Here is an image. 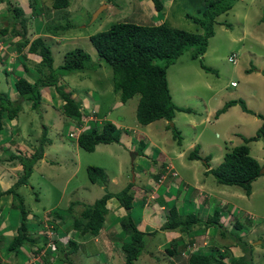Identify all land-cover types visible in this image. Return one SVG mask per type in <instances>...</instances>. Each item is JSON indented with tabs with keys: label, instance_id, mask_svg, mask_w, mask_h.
Returning a JSON list of instances; mask_svg holds the SVG:
<instances>
[{
	"label": "trees",
	"instance_id": "1",
	"mask_svg": "<svg viewBox=\"0 0 264 264\" xmlns=\"http://www.w3.org/2000/svg\"><path fill=\"white\" fill-rule=\"evenodd\" d=\"M150 1L157 14L162 12L164 5L161 0ZM235 1L202 0V7L198 15L184 12V17L197 25V28L201 29L200 33L167 26L163 21L155 24L119 21L111 22L105 30L97 31L88 36L89 42L99 60L104 62L111 70L110 84L112 94L117 96L121 103L126 102L128 98L135 94L138 95L134 109V118L138 124L146 125L152 121L164 119L167 121L166 128L170 132L171 139L176 144H180L182 137L179 130L174 125H168V122L172 120L175 111H189V109L177 107L171 101L165 70L180 54L189 51V57L199 60V66L204 72H215L214 69L203 64L199 57L205 51L207 38L213 35L214 24L217 22L215 20L216 17L229 10ZM2 2L6 5L11 4L10 0H0V3ZM68 4V0H51L50 7L59 13L58 10H66ZM10 6H12L11 10L14 17L22 16L23 10L21 7L13 4ZM28 6L32 16H37L41 11L46 12V9L41 8V6H37V12H35V6ZM61 18L63 19L64 16L61 15ZM24 21L25 19L22 18V33L12 30V33L10 32L11 34H9V36L12 34L17 36V39L12 43L13 47L15 50H20L24 47L26 52L36 54L39 60L37 67L33 69L34 73L24 65V75H18L14 79L12 88L17 96L15 100L9 99L5 92L0 91V129L3 119L11 120L16 117L17 112L21 109V101L29 100V108L36 109L41 101V88L51 86L61 101L58 105L59 111L67 119L72 120L73 127L82 126L86 122V128L81 130L75 138L76 144L80 149L93 151L97 144L105 145L119 142L121 131L117 129L114 123L109 120H98L99 114L94 108L90 110L83 108L82 110L80 103L71 96V92L61 89V85L58 84L59 78L65 72L81 71L88 68V53L81 48L69 50L65 53L63 64L53 67V59L49 46L40 36H35L31 40H28L24 35L26 33ZM226 26L229 27V24L227 23ZM72 27L73 25L66 18L64 23H52L51 26L47 25L44 30L46 33L56 36ZM6 32V27L0 29L1 35H6ZM9 72L10 70L5 71L6 74ZM240 106L245 110L242 103H240ZM223 109L224 107L217 111L215 115L219 114ZM89 116L91 119H87ZM257 116L262 122L256 132L252 136L242 137L243 144L236 145L230 150L225 151L222 161L215 167L207 170V173L213 176L216 183L239 186L244 190L246 195L250 193V182L259 176L258 170L261 166L249 154L246 142L261 140L264 152V113ZM46 133V126L42 125L41 134L37 139L38 143L34 151L30 154L25 153L16 156L17 161L22 166V173L17 177L12 186L4 191V193L10 195L12 206L19 211L17 232L8 245L9 249L18 246L22 241L32 242L31 238L26 234V211L16 189L20 185L27 184V177L31 173L32 165L37 159L42 157L43 147L40 143H50V140L46 137ZM68 137L71 138L69 133ZM135 138L134 136L135 148L132 149V152L136 153V155L129 165L128 174L132 173L135 180H137V173L141 174L143 178L138 179L140 183H127L112 193L106 186L107 177L104 168L94 164L85 165L84 170L87 180L90 183L102 186L103 193L90 204L77 201L72 202L73 204L80 205L81 208L79 213L72 217L71 227L80 234L89 233L96 235L103 224L104 215L107 211V200L114 198L122 212L119 219V235L124 236L120 244V251L124 259L123 264H135L134 261L141 251H143L145 236L148 234L137 228L135 220H133L134 215L133 218L130 215L132 210L136 209V206L133 204L135 192L131 189V186L139 185L138 189L144 191L143 193L141 192L142 195L140 194V205L144 204V202L145 204L155 202L158 205H164L163 208L167 207L162 215L164 221L160 226L161 230H178L189 239L187 234L194 225L205 228L217 226L219 228L217 231L223 235V230L220 228V223H218V217L223 212L222 206L224 204L222 206L212 205L207 217L200 219L192 203L188 202L187 199L184 205H182L183 203H177L179 200L176 199L179 196V192L183 190V184L179 183L176 189L171 188L173 185L171 169H168L165 164L157 171L154 168L142 169L138 166L134 167V164H132L135 157L138 155L142 156L143 149L146 146V143L142 139ZM197 150L198 146L194 145L188 152L187 157L189 159H198ZM154 151H152V154L156 158ZM203 158L206 161L209 159L208 156H204ZM167 181L169 182L168 184ZM184 191L191 193L193 188L190 185H184ZM33 195L34 199H36V194L33 193ZM233 227L234 229L241 227L238 219L234 220ZM183 236L171 240L165 248L168 255H174L177 246L183 244L184 249L182 248L183 250L178 254H184L180 255V259L184 260L185 264H245V258L250 259L251 257V249L245 246L248 243L244 244V250L242 249L241 255L234 257L230 256V249L227 245L221 247L222 250L215 248L202 252L200 248H197V251H191V239L184 241ZM44 243H46V240H44ZM53 244L54 248L50 252L51 255L56 251L54 241ZM72 244L75 243L68 240V245ZM214 244L216 243H211V246H215ZM43 245H37L36 250L43 249ZM197 246L199 247V245ZM33 252L35 253V251ZM37 254H39L40 259L35 264H48L49 258H43L44 254L40 251ZM185 255L186 258H184ZM228 257L230 260L226 262L225 259ZM66 262L67 264H71L69 260ZM167 264L173 263L168 261Z\"/></svg>",
	"mask_w": 264,
	"mask_h": 264
},
{
	"label": "crops",
	"instance_id": "2",
	"mask_svg": "<svg viewBox=\"0 0 264 264\" xmlns=\"http://www.w3.org/2000/svg\"><path fill=\"white\" fill-rule=\"evenodd\" d=\"M38 15L46 17L43 11H41ZM216 21L217 23L215 24L218 25L221 24L219 20ZM40 29L41 28L39 26H36L34 28L33 31L34 34L32 35V38H34L35 36H40L43 38L44 42H46L45 40L47 38L46 36L52 38L59 36V35L56 36L50 35L46 33L45 30L40 31ZM195 32L200 33L201 29L195 28ZM244 34L245 31H243L242 36H244ZM3 37H5V39L9 41V39L7 38L9 37V35L6 34L4 36L0 34V38L4 39ZM25 37L28 38L27 35H25ZM32 38H29L28 40H31ZM14 41H12V43ZM261 42H262V46H264V39L261 40ZM12 43H10L9 41V44ZM54 44L60 45L56 43ZM205 49L206 50L201 55L202 60L206 56L209 57L211 54L209 48H205ZM238 50H239L237 51L239 52L237 55L238 57L236 56V60L233 63V65H235L237 63V60L239 61V59L243 56L244 54L243 45L242 48ZM7 52H8L7 49L4 48V45H2V47L0 48V72L5 74L3 79L5 80V82L10 81V79L6 77L7 76L5 73L6 70L7 71L10 70L9 73H12L13 70L15 69L21 70L23 72L24 65L31 70L37 67L39 57L36 54L26 52L24 47L21 48L20 50H15L14 48L8 53ZM251 54L252 56H254L252 51ZM178 57L176 59H178ZM196 60L197 59H193L191 63L188 62L185 63L186 69L189 72V74H185L188 77L187 82H183L180 79L179 73L176 71L178 65L181 64V61L179 60L174 61L172 64L168 65L167 66L168 69L166 68L165 70L167 87L171 97V101L177 107L189 109V111H182V110L175 111L172 117V119H174L173 121H175L174 117L176 113L183 112L184 114H187L184 115L183 117L184 119H181L180 122H178L181 124L176 126V129L179 130L180 135L182 137L180 144H176L174 140L171 139L170 133L168 136L173 141V143H175V146L171 145L170 143L169 145L168 144L164 145L163 142L160 141V138L165 136V134H167L166 132L169 131L166 128L167 121L164 119H158L157 121L156 120L152 121L146 125H140L135 121L136 125L138 124L139 126H145L146 129L142 130L143 132H136L137 129L134 130L133 127L125 126V129L122 131V133H120L119 142L105 144V145H110L114 153L118 152V149L120 150V153L116 154L120 159L119 167L117 168L116 174H113L111 176H106L107 187L117 186L118 188H122L125 184L130 183V177H131V181H133L134 183L136 182L140 183L139 182L140 180L138 179L143 178V176H141V174L139 173H137L136 175L137 180L134 179V175L132 173L131 175H129L127 172V165L123 160L125 150L129 151V156H130L132 154L131 149L135 148V142L133 141L134 136L138 139H142L146 143V146L143 149V153L145 157H148L147 154L155 150L154 152L156 153V158L153 159L154 161L152 163V166L147 167L146 169L154 168V170L156 169L157 171L159 168L163 167L164 164L168 167L166 161L171 159V157H174L175 154L176 156L179 155L180 153L178 151H180L182 147L190 150L194 145L198 146V150H197L198 155H200L201 157L204 156L210 157L209 162L211 167L217 165L220 162L221 157L225 151L229 150L231 147L235 145L238 144L240 145L242 141V137L252 136L256 132V130L260 127L262 120L257 116V114L264 113V76L262 75L264 69L262 67V64H258L256 58H254L253 64L251 63V60H248L247 62L248 66H246L245 68L239 67L238 69L237 67L235 69L236 70L235 74L241 79V83L238 84L237 82L235 83L234 86H230V82L233 80H230L229 83L222 80H220L219 82L217 78L218 73L214 72L213 75V73L211 72H204L200 68L199 62H197L198 60L197 61ZM207 61L208 64L205 63V65L209 66L215 71L214 65H217L216 59L211 58L212 65H209L210 63L209 60ZM99 65L100 64H97V66ZM191 66L198 68L201 71V73L198 74L196 70L190 68ZM172 67H174V70L172 72L175 73V78L172 80V82H169V74H170L169 69ZM193 74H195L196 76H194ZM16 77L17 76H15V78ZM14 79L12 80V82L10 81L11 84L9 90L8 92H6L8 97L12 99L17 98L12 88V83ZM82 80L85 81L84 78H82ZM183 83H187V84H183ZM200 88H203L207 91H211L212 94L218 92L216 93L218 98L222 97L223 100L221 101L217 100L214 108L208 106L205 99L199 93H197V91L200 90ZM51 89H53V87L51 86L49 87L46 86L41 88L40 104L43 103L44 106L42 107H49L50 109L56 110L57 113H61L58 109V105L61 103L60 98L57 95V97L54 98L55 99L54 102L52 95H50L52 93ZM68 90L71 92V96L74 97V100L80 103V106L82 108L92 107V109L94 108L98 112V114H100V111H103V114L106 111L108 115L113 112H116L117 114L115 115L118 119H124L125 118L124 115H126L127 117H129L130 115V114L127 115L126 113L122 112V110H124L123 106L125 105V102L121 103L118 100V97L112 94L111 84L108 86L107 89H104L102 91H95L96 94L98 95V101L96 102L95 100V101H91L90 103L86 102L85 100L86 97L85 98L83 97L81 99V96L77 92L75 93L72 92L70 88H68ZM0 91L3 90L0 89ZM106 92L112 94L115 97V99L111 100L110 103L107 102L108 104H110V106H112L111 110L101 109V105L105 103L104 97ZM89 95L92 97L93 94H89ZM250 100L254 101V106H250L248 104ZM226 101H228L227 103H229L228 106H226L223 110H221V112H219L217 116L216 115L214 116L213 111L215 112V110L220 108L222 104ZM241 102L243 103L245 110L240 108ZM187 103H192L194 109H192L191 107H185ZM198 104L203 108L202 109L199 108ZM134 109L135 106H133V108L131 109V113H133V115H134ZM128 110L130 113L129 108ZM24 112L26 113L30 112L27 114H31V109H29L27 105H22L20 112L14 119L11 120L3 119L0 129V131H2L3 128V131L0 132V135H3V137H0V264H35L37 260L40 259L39 254H37V252L40 251L42 253L46 248L45 246L46 243H44V240L47 241V239L44 236L42 237L40 235V227L46 225V222H50V223L53 222L52 227L57 229V230L53 229L54 232L53 241L55 243V248H56L54 255L55 257L53 258V254L51 255L49 251L45 253L43 257V258L47 257L46 259L49 258L48 264H67L66 262L67 257L70 254L71 255L76 254L78 251L80 252L81 250H83L85 254L91 255V251L89 253L88 247L92 246V244L95 241L97 242L98 234H100L101 231L105 233L109 230V228H114L116 231H118L117 233L112 235V238L116 240L114 242H111L110 246L112 247L113 250L116 248L120 250V244L123 241L121 237L124 236L119 235L120 232L119 219L120 216L122 215V212L118 203H115L114 205H112V207L106 204L107 211L104 215L103 224L96 235H91L89 233L80 234L78 233V231L74 230L71 227V221H69V224H67L68 222H66L65 220L66 217L68 216V218L71 220L73 215H75L74 213H76L77 215L78 211H80L81 208L80 205L73 204L72 202L77 201L81 203L90 204L103 193V187L98 186L96 184H92L94 185V187L88 188V190H91L89 192L91 198L88 200L83 196V191H84L83 187L85 186L83 185L82 182L81 183L76 182L74 184H70V180L73 178L75 179L78 178V173L81 171V169L85 168V166H82V164L79 161H75L73 158H71L70 160L71 166L69 167L68 164L65 166V168L70 169V172L67 174L66 171L64 170L65 168H63L61 164L57 165L58 161L56 158L53 157V155L50 157L48 156V150H50L48 145L50 146L54 145L59 149H63V140L59 134L55 137L54 142H51L52 140L48 138L50 140V143L45 144V147H43L42 158H40L38 161L36 160L35 163L32 165L31 173L27 177L28 184L20 185L16 189V191L18 192L19 196L22 199L23 207L26 210L27 223L29 221H32V223H30V226L33 224V222L36 224L35 229L29 228L28 224L26 225V234L29 236V238H31L32 242L22 241L21 244H19L18 246H14L13 248L10 249L8 248L10 241L13 239V237L16 235L17 232L16 228L18 225L19 213H17L18 210L12 206L10 195L4 193V191L10 188L12 184L16 181L17 177L22 173L21 165L17 161L16 156L23 155L25 153L30 154L31 152L34 151L37 145V139L39 137V133L42 125V123H40V130L37 129L38 123L35 122L34 124L32 122V120L35 119L34 115H32V117L27 115L23 119H21L19 117V114H22ZM209 116H212L214 118L213 122L210 121ZM30 118H31V122H30ZM155 122H160L161 124L160 128H157V126L155 127L150 125L151 123H155ZM205 122H208L209 124L207 127H202L201 129L196 130L199 125H203L205 124ZM27 124L33 127L31 129L32 132H29L27 129L26 131L24 130V127ZM70 127L73 128V124L70 125ZM183 127L192 128V135L187 144L184 143V138L182 136L181 129ZM205 129H209L212 132V136L214 139L213 142L209 143L208 141L206 140L203 141L201 139V133ZM139 133H141V135ZM149 133L151 135L150 136L151 138L148 137ZM125 139L131 140L132 144H129V142L126 141ZM151 140H153L156 144H153ZM200 140L204 144H206L205 145L206 148L207 147L215 148L214 154L213 153L211 154L209 151L206 150L203 151L201 145L199 144ZM71 141H73V143L68 144L67 146L72 150V153L75 157H80V153L78 151L79 147L77 146L75 139ZM246 145L248 151L249 149H255L257 155H251V156L255 158L257 162L261 165V163L264 162L262 141L259 139L251 140L246 142ZM189 150H187V152ZM6 153L7 155H5ZM108 153L113 154L111 152H107L106 154ZM132 155H133L132 156L133 159L136 153ZM60 160L62 159L60 158ZM187 161H190L192 163V165L189 166L188 168L181 169L182 167H180L179 163H177L176 166L172 167L174 171H178L179 169H181L180 172H178V175L180 177L172 176V181H173V185L171 186L172 189H176L179 183L183 184L182 187L183 190L179 192L178 194L179 196L176 199L179 200L177 201V203H183L182 205H184L187 199L188 202L192 203L194 210H196L197 215L200 219H205L207 217L208 211L210 210V207L212 205L222 206L224 204V206H222V210L229 212L230 210L228 209L230 202L223 201L222 203L218 204L219 198H215L212 193L207 194L205 191H199L197 189L198 187L197 185H203L205 182L207 185H209V183L212 182V184H214L216 189L228 190L227 189L228 187H218L217 185L219 184H216L215 181L213 182L210 179H208L207 176H210L211 174H206L203 171L204 169L201 166L202 164L200 163L198 165L197 163H195L197 162V160H187ZM46 162H48V164H46ZM130 163L131 160L128 165H130ZM123 165H126L125 167L126 170H124V168L122 167ZM168 169L170 168L168 167ZM194 169H196V171L200 170L199 174L201 178L198 180V176L194 175L191 176L190 179H186L187 174L192 175L193 172H196L194 171ZM105 173L108 174L107 171H105ZM38 174H40L39 178H37ZM42 175L43 178L40 179ZM255 181H252L251 185H253ZM168 183L169 182L167 181V184ZM187 184H189L193 188V191H191V193H188V191H184V185ZM138 186L139 185L131 186V189L135 192L134 198L136 199V201L135 199H133L134 200L133 204L136 206V209L132 210L130 215L132 216L131 218H133L134 215V220L136 224L138 223L139 220H142L144 222V226L142 227H138V225L136 226L138 229L142 230V232L148 233L146 234V236L153 235L152 236L153 238L148 242V245L145 241L144 246L146 245L147 246L142 251V253L145 254L148 258L155 259L153 257H155L156 250H158V247L161 246L163 253V260H167V263L169 261L172 262L173 264H185V261L180 259V254H178L181 250L184 249L183 244H179L177 246L176 253L174 255H168L167 250L165 248L171 240H175L179 236H183L182 235L183 233H181L178 230L169 231V230L160 229V226L162 225L163 222L159 223L160 221H157V217H156L157 214L155 215L157 211H155L154 213V209L163 210L161 213L163 215L167 207L163 208L164 205H158L155 202L150 204H145L144 202V204L140 205L141 202L140 194L141 192L143 193L144 191H142V189L139 190ZM33 193L36 194L37 196L36 199H34ZM251 195H252V191L249 194V198ZM236 197H239L241 199L243 195L241 193L236 192ZM26 198L30 199V201H28ZM60 199H63L65 202L64 209H61L58 206V204H55L52 207H48L50 200H55V203H57ZM53 207H57L61 213H57V214L54 213L53 215L48 214V212H50L53 209ZM73 207H75V211H73ZM37 212L41 216L43 215L45 217L44 222L39 221V215L35 214ZM149 212L153 213V215L152 213L150 214L152 215L151 219L147 217ZM47 216L49 217V219H46ZM143 217H146V219L148 218V221H145ZM57 219H59V221H57ZM149 226L151 228L152 226L154 227L153 229H149ZM156 226H158L159 229ZM226 227L229 228L230 225L228 224ZM208 228H205L203 226H192L191 228L192 232L190 231L187 234L189 239H187L186 236H183V239L184 241L191 239L192 243L199 245L198 249L200 248L202 252L204 251L206 252L210 249L211 250L215 249V246H211V243H217L216 240L217 238H219V241H222L221 237L223 236L225 237V232H223L222 235V233L220 234L219 231H216L215 234L213 233L209 235ZM154 230H156L155 235L154 233H152L154 232ZM200 233L202 234L198 235ZM68 240L73 241L75 244L68 245ZM203 240H205L206 243L205 241L203 242ZM40 244L41 245L44 244L43 245L44 248L37 251L36 250L37 245ZM207 245H209L210 247L209 246L207 247ZM221 247L223 246H217L216 248L222 250ZM228 247L230 249L229 250L230 256H237L238 254L241 253V250L236 247L231 248L230 245H228ZM236 250L239 251L237 252ZM33 251H35V253ZM111 256H113V254ZM45 261L47 262V260ZM122 262L123 261L121 260V263Z\"/></svg>",
	"mask_w": 264,
	"mask_h": 264
},
{
	"label": "rangeland",
	"instance_id": "3",
	"mask_svg": "<svg viewBox=\"0 0 264 264\" xmlns=\"http://www.w3.org/2000/svg\"><path fill=\"white\" fill-rule=\"evenodd\" d=\"M10 1L11 4L21 7L23 10V14L22 16L14 17L13 11L11 10L12 6H10L11 4L6 5L4 2L0 3V29L2 27H6L7 35L11 34L12 30H15L19 33L23 32V27L21 25L22 18L25 19L24 27L26 33L24 35H27L28 39L32 38V35L34 34L33 31L36 26L42 28L40 31H43L47 25L51 26L52 23H61V24L64 23V20L66 18L70 22V24L73 25L72 28L65 30L64 32L59 34V36L54 38L46 36L47 38L45 40L51 51V57L53 59L52 61L53 67H57L58 65L63 64L65 59V53L69 50L75 48H81L82 50L88 53L89 56L88 68H85L84 70L81 71L65 72L64 75H62L59 78V84L61 85L60 86L61 89L65 91H69L68 88H70L72 92L74 93L77 92L81 96V99L83 97L84 98L86 97L85 100L87 103H90L91 101H95V100L96 102L98 101V95L96 94L95 91H102L104 89H107L108 86L110 85V75H111L110 68L104 62L99 60V58L97 57L94 48L91 46L89 42L88 39L89 35L100 30H105L111 22H119V21L137 22L139 24H149V23L155 24L157 22L163 21L167 26L177 27V28L185 29L187 31L195 32V28H197L198 26L193 24L189 19H186L183 14L184 12H188L192 15H198V12L201 10L202 7V0H161L163 2L164 8L162 12L157 14V12H155L153 9L150 0H68L69 4L66 10H61V11L58 10V12L60 13L59 15V13L51 9L50 7L51 0H10ZM28 5L35 6L36 7L35 12L38 11L37 6H41V8H45L46 12L43 11V13L46 17L40 15L32 16ZM96 10L99 11L96 14V16L92 18V15ZM61 15L64 16L63 19L61 18ZM215 20H219L221 24L214 25L213 36L209 37L207 40L206 48H209L211 54L209 57L206 56L205 58H203V60L201 56L199 58H201V61L204 64L208 62L207 60H209L210 62L209 65H212L211 58L216 59L217 65H214L215 66L214 68H215V73H218V77H217L218 81L220 82V80H222L229 83L230 80H233L235 83L238 82V84H240L241 79L235 74L236 73L235 69L237 67L239 69V67L245 68L246 66H248L247 65L248 60H251V63L253 64L254 58H256L258 64H262V67L264 69V46H262V42H261V40L264 39V0H236L229 10L218 15ZM227 23L229 24V27L226 26ZM243 31H245L244 36H242ZM3 38L4 39L0 38L1 39L0 45H4V48H6L8 52L14 49L12 44H9V41L10 43H12V41H14L17 38V36L15 34L10 35L9 37H7L9 41L5 39V37ZM54 43L60 45H55ZM241 44L244 47L243 56L239 59V61L237 60V63L235 65L227 62V56L229 55L230 52H236L238 55L239 52L237 51H239L238 49L242 48ZM251 51L254 56H252ZM177 60L181 61V64L178 65L176 71L179 73L180 79L183 82H187L188 77L185 74H189V72L186 69L185 63L187 62L191 63L193 60L189 57V51H185L184 53H182L175 61ZM97 64L100 65L97 66ZM190 68L196 70L198 74L201 73V71L198 68H195L194 66H191ZM173 70L174 67L169 69L170 72L169 82H172V80L175 78V73L172 72ZM32 72L34 73V70H32ZM211 73H213L214 75V72ZM6 75H7L6 77L10 79V81L12 82L15 76L18 75L21 76L23 75V72L21 70L15 69L13 70L12 73H7ZM193 75L196 76L195 74ZM262 75L264 76V71L262 72ZM4 76L5 74L0 72V89L6 93L9 90L11 82L10 81L5 82V80H3ZM82 78H84L85 81L82 80ZM183 84H187V83H183ZM51 92L52 93L50 95H52L54 101L55 100L54 98L57 97V93L53 92V89H51ZM197 93H199L205 99L208 106H211L212 108H214L217 100L219 101L223 100L222 97L218 98L216 94L218 92L212 94L211 91H207L203 88H200V90H198ZM89 94H93L92 97ZM137 97L138 95L135 94L132 97L128 98V100L125 102V105L123 106L124 110H122V112L126 113L127 115L130 114L129 117L124 115L125 117L124 119H118L115 115L117 114L116 112H113L108 115L106 111L104 112V114L103 111H100L99 117H97V119L100 121L101 120L111 121L117 126V129L121 131V133L125 129V126L133 127L134 130L137 129L136 132H143L142 130L146 129L145 126H139L138 124L136 125L135 124L136 122L134 120V115L133 113H131V109L136 104ZM113 99H115V97L112 94L106 92L104 97L105 103L101 105V109L111 110L112 106H110V104H108L107 102L110 103L111 100ZM227 102L228 101L224 102L220 108L215 110V112L213 111L214 116L217 111L227 106L228 104ZM248 104L250 106H254V101L250 100ZM22 105H27V107L29 108L30 101L24 100L20 103L21 108ZM42 106H44L43 103L40 104L36 109H31V114H27L30 112L27 113L24 112L22 114H19V117L23 119L27 115H29L30 117L34 115L35 119L32 120V122L34 124L35 122L38 123L37 129L39 130H40V123L46 126L47 129L46 137L51 139L52 140L51 142H54V139L58 134L61 136L63 140V149H59L54 145L53 146L48 145L50 148V150H48V156L50 157L53 155V157L56 158L58 161L57 165L61 164L62 167L65 168V166L68 164V166L70 167L71 166L70 160L71 158H73L75 161H79L82 164V166H85L87 164H94L103 167L104 170L108 172V174L105 173L106 176H111L113 174H116L120 160L116 154L120 153L119 149L118 152L114 153L110 145L97 144L94 147L93 151H86L83 149L81 150L79 148L78 151L80 153V157H75L72 153V150L67 146L68 144L73 143V141L71 140H74L73 138H70L67 135L69 129L71 128L70 125L73 124L72 120L67 119L61 113H57L56 110L54 109H50L49 107H42ZM185 107H191L192 109H194L192 103H187ZM198 107L201 109L203 108L202 106H199V104ZM83 108L81 109L83 110ZM91 108L92 107H88L85 109L90 110ZM128 108L130 109V113ZM19 112L20 110L17 112V115ZM184 115L187 114H184L183 112L176 113L174 117L175 121H173L174 119H172L170 122H168V125L172 123L175 125V127L178 126L179 124H181L178 122H180L181 119H184L183 118ZM217 115L218 114H216V116ZM209 118L210 121L213 122L214 118L212 116H209ZM30 122H31V118H30ZM205 124L199 125L196 130L201 129L202 127H207L209 125L208 122H205ZM42 125H41V130H42ZM150 125L155 127L157 126V128H160L161 126L160 122L151 123ZM32 128H33L32 126L27 124L24 127V130L26 131L27 129L29 132H32L31 130ZM41 130L39 136L41 134ZM181 130H182V136L184 138V143L187 144L192 135V128L183 127ZM166 133L167 134H165V136L160 138V141L163 142L164 145L166 144L169 145L170 143L171 145L175 146V143H173V141L168 136L170 132L168 131ZM139 134L141 135V133ZM150 136L151 135L149 133L148 137L151 138ZM0 137H3V135H0ZM201 139L203 141L206 140L209 143L214 141L212 132L209 129H205L202 131ZM125 140L128 141L129 144H132L131 140L128 139ZM151 142L153 144H156L153 140H151ZM40 144L42 145V147H45V144H47V142H43ZM199 144L201 145L203 151L206 150L209 151L211 154L212 153L214 154L215 148L213 147L206 148L205 146L206 144H204L201 140ZM240 144H242V141ZM187 150L189 149H186L184 147H182L180 151L177 150L180 154L177 156L175 154L174 157H171V159L166 161L168 167L172 169V167L176 166L177 163H179L180 167H182L181 169L188 168L189 166H191L192 163L190 161H187V160H192L187 157L188 154ZM107 152H111L113 154L110 153L106 154ZM248 152L250 155H257L255 149H249ZM7 153L5 155H7ZM147 156L148 157H145L143 153L142 156L138 155L137 157H135V160L132 162V164H134V167L138 166L139 168L143 169L152 166L151 160L154 159L152 152L147 154ZM60 158L62 160H60ZM129 159H130L129 151L125 150L123 160L127 165V172L129 170V165H128L130 162ZM38 160L39 159H37V161ZM195 163L199 165L200 161H197ZM263 163H261V165ZM46 164H48V162H46ZM126 165L122 166L124 170H126L125 168ZM181 169H179L178 171H174L172 169L173 170V172L171 173L172 176L180 177L178 175V172H180ZM64 170L66 171L67 174L70 172V169L68 168H65ZM194 171H196V169H194ZM199 172L200 170H197L196 172H193L192 175L187 174L186 179H190L191 176L197 175L199 180L201 178ZM39 175L40 174L37 175V178H39ZM129 175H131V173H129ZM207 177L208 179L214 182V178L212 175ZM42 178L43 175L40 179ZM253 181H255V183L253 185L250 184L252 191V195L250 196V198L246 196H243L241 199L239 197H236V192L245 195L244 191H242V189L236 185H232V186L217 185L218 187H228L227 188L228 190H223V189H216L214 184H212V182H210L209 185H207L205 182L203 185H197L198 186L197 189L199 191H205L207 194L212 193L215 198H219L218 204L222 203L223 201H227L230 202L229 209L230 208L235 209L237 207L236 211L238 209L240 211V214H238L235 211L233 215L240 217L239 222L241 223V227L237 229H233L232 227L231 229L233 230L231 232H233V234L231 236L221 237L222 241H219V238L217 239L215 238L217 240V243L215 244V248L217 246L230 245L231 248L236 247L240 249L242 253V249L244 250V244L249 242L247 245L245 244V246L251 249V257L250 259L245 258V264H264V175H259ZM76 182L83 183V185L85 186L83 187L84 188L83 196L89 200L91 198V195L89 194L91 190H88V188L94 187V185L92 184L95 183L90 184V182L87 180L84 168L81 169V171L78 173V178L76 179L73 178L70 180V184H74ZM130 184H133V181H131V177H130ZM117 189H119L117 186L108 187V190L112 193L116 192ZM26 199L30 201V199L28 198ZM55 200H50L48 207H52L55 204H58V206L61 209H64L65 207L64 200L60 199L57 203H55ZM115 203L116 200L114 198H110L107 200V204L111 207ZM73 211H75V207H73ZM155 211L157 212L155 213ZM162 211L163 210L154 209L155 215L156 214L159 215V216L156 215L157 221H160L159 223H162L164 221L161 214ZM245 211L249 212L247 214L249 215V217H251L249 222L253 225L252 227H248L249 226L248 224H247L248 226L244 225V221L241 220V218L244 219V216H246L245 213H242ZM17 213H19V211H17ZM54 213L57 214L61 212L57 207H53V209L50 212H48V214L53 215ZM151 213L152 212H149V214L147 215L149 219L152 218L153 213L152 215H150ZM35 214L39 215V221L41 222L45 221V217L43 215L41 216L38 212ZM74 214L76 215V213ZM223 216H226L225 211H223ZM148 218L146 219V217H143L145 221H148ZM65 220L66 222H68L67 224H69L70 219L68 218V216L66 217ZM57 221H59V219H57ZM245 222L248 223L247 220H245ZM25 223L26 225L28 224L29 228L35 229L36 224L34 222L31 226L30 223H32V221H29L27 223V221L25 220ZM136 225H138V227H142L144 226V222L142 220H139ZM225 226L226 225H223V227ZM153 227L154 226H152L151 228L149 226V229H153ZM156 227L158 228V226ZM47 228H48L47 226L40 227V235L42 237L47 234L46 232ZM217 229H219L217 226L209 227L208 228L209 235L213 233L215 234ZM227 230L229 231V229ZM117 232L118 231H116L114 228H109V230L105 233L101 231L100 234H98L97 242L95 241L92 244V246L88 247V251L89 253L91 251V255L85 254V252L81 250L80 252L78 251L76 254H72V255L70 254L67 257V260H69L71 264H122L123 262L121 263V260L122 261L124 260L122 252L117 248L113 250L112 247L110 246V243L116 240L112 238V235ZM152 233H154L155 235L156 230H154V232ZM201 234L202 233L198 235ZM152 236H145V241L147 245L148 242L152 240L153 238ZM51 237L54 236L51 235ZM121 238L124 239V237ZM204 241L205 240H203V242ZM45 246L46 248L42 252L44 255L48 251L49 253L51 252V247L54 248V244L49 241H46ZM146 246H144L142 250H144ZM208 246L209 245H207V247ZM236 251L238 252L239 250ZM241 253L238 254L237 257L240 256ZM112 254L113 256H111ZM54 255L55 252L53 253V258L55 257ZM147 258L148 257L145 254H143L141 251V253L134 262L135 264H152V263L167 264V260H163V253L161 246H159L158 250H156L155 257H153L155 259L152 258L147 259ZM184 258H186V255L184 256ZM229 260H230L229 257L225 259L226 262H228Z\"/></svg>",
	"mask_w": 264,
	"mask_h": 264
},
{
	"label": "clouds",
	"instance_id": "4",
	"mask_svg": "<svg viewBox=\"0 0 264 264\" xmlns=\"http://www.w3.org/2000/svg\"><path fill=\"white\" fill-rule=\"evenodd\" d=\"M49 34V33H48ZM2 46V45H1ZM181 55V54H180ZM201 56V55H200ZM233 57V60L232 61H230L229 60V57ZM236 56H237V53L236 52H231L228 56H227V61H229V62H231V64H233L234 62H235V60H236ZM166 77V76H165ZM232 82V81H231ZM230 82V83H231ZM230 86H232V85H230ZM242 103V102H241ZM243 104V103H242ZM228 106V105H227ZM244 106V105H243ZM240 108H241V106H240ZM245 108V107H244ZM242 109V108H241ZM258 115V114H257ZM135 119V118H134ZM136 121V120H135ZM88 123V122H87ZM170 125H173L172 123L170 124ZM86 122L81 126L82 127V130L83 129H85L86 127ZM72 129V128H71ZM70 129V130H71ZM69 130V131H70ZM81 132V131H80ZM79 132V133H80ZM78 135V134H77ZM77 137V136H76ZM75 137V138H76ZM72 138V137H71ZM75 138H73V139H75ZM234 147V146H233ZM193 148V147H192ZM232 148V147H231ZM230 148V149H231ZM229 149V150H230ZM191 150V149H190ZM131 151H132V149H131ZM189 152V151H188ZM132 154H134V152H131ZM130 155L129 156V160H131L132 161V156L133 155ZM198 154V153H197ZM224 154V153H223ZM199 156V158L198 159H192V160H197V161H199L200 160V163L202 164L201 166L203 167V171L206 173V174H209V173H207V170H209L210 168H213V167H215L216 165H214V166H210V162H209V159L206 161V160H204V158L203 157H201L200 155H198ZM209 157V156H208ZM222 157H223V155H222ZM222 157H221V160H220V162L222 161ZM210 158V157H209ZM40 159V158H39ZM219 162V163H220ZM260 175V174H259ZM161 178H162V176H161ZM252 182V181H251ZM251 182H250V184H251ZM216 183V182H215ZM216 184H218V183H216ZM187 185H189V184H187ZM219 185H223V186H225L224 184H219ZM226 186H232V185H226ZM239 187V186H238ZM241 188V187H240ZM242 189V188H241ZM242 191H244L243 189H242ZM250 192H251V185H250ZM245 194V193H244ZM250 194V193H249ZM249 194L248 195H243V196H246V197H248L249 198ZM236 209H237V207L235 208V209H233V208H230V209H228V210H230L229 212L228 211H225L226 212V216H223V213H221V215H219V217H218V223H220V227H222L221 229L223 230V232L225 231V237H227V236H230V235H232L233 234V232H231L233 229H234V227H233V223H234V220L235 219H240V217L239 216H234L233 214L235 213V211H236ZM224 211V210H223ZM228 212V213H227ZM238 214H240V211H239V209L236 211ZM242 213H245L246 214V216H244V219H242L241 218V220H243L244 221V225H246V226H248V227H252L253 225L249 222L250 221V219H251V217H249V215L247 214V213H249V212H247V211H245V212H242ZM242 215V214H241ZM73 216H75V215H73ZM46 219H49V217L47 216L46 217ZM73 219V218H72ZM72 219L70 220V221H72ZM245 220H247L248 221V223H246L245 222ZM230 225V227L229 228H227L226 226L227 225ZM248 224V225H247ZM223 225H226L225 227H223ZM43 226H47L48 228V230H52V235L54 236V232H53V228H52V224H50V222H46V225H43ZM233 227V229H231ZM227 229H229V231L227 230ZM51 239H54V237H52ZM52 243H53V240L51 241ZM247 243H249V242H247ZM192 245H194V249H192L191 248V251H193V250H197V248H198V246H197V244H195V243H192ZM180 255H182V253L180 254Z\"/></svg>",
	"mask_w": 264,
	"mask_h": 264
},
{
	"label": "built area",
	"instance_id": "5",
	"mask_svg": "<svg viewBox=\"0 0 264 264\" xmlns=\"http://www.w3.org/2000/svg\"><path fill=\"white\" fill-rule=\"evenodd\" d=\"M2 46L0 45V48H1ZM229 60L230 61H232L233 60V57H229ZM230 85H232V86H234L235 85V82L234 81H232L231 83H230ZM87 119H91V117L89 116ZM82 130V127L81 126H75V127H73L70 131H69V136H71L72 138H75L76 136H77V134L80 132ZM47 234L46 235H44V237H46L47 238V240L49 241V242H51L50 241V238H52L51 237V235H52V230H48L47 229ZM191 248L192 249H194V245H192L191 246ZM53 249V247H51V250ZM182 255H184V254H182Z\"/></svg>",
	"mask_w": 264,
	"mask_h": 264
},
{
	"label": "water",
	"instance_id": "6",
	"mask_svg": "<svg viewBox=\"0 0 264 264\" xmlns=\"http://www.w3.org/2000/svg\"><path fill=\"white\" fill-rule=\"evenodd\" d=\"M99 10H96L93 15H92V18H94L96 16V14L98 13ZM171 124V123H170ZM258 173L260 175H264V163L260 166L259 170H258Z\"/></svg>",
	"mask_w": 264,
	"mask_h": 264
}]
</instances>
